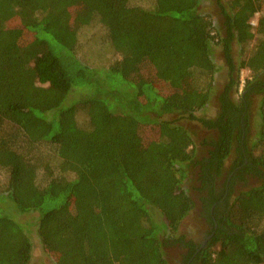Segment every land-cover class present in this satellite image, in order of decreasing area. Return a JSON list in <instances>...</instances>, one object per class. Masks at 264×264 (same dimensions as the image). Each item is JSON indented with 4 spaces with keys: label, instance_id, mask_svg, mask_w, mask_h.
<instances>
[{
    "label": "trees",
    "instance_id": "1",
    "mask_svg": "<svg viewBox=\"0 0 264 264\" xmlns=\"http://www.w3.org/2000/svg\"><path fill=\"white\" fill-rule=\"evenodd\" d=\"M202 2L0 0V264L30 263V212L55 264H169L173 246L182 264H264V0ZM192 175L204 247L180 233Z\"/></svg>",
    "mask_w": 264,
    "mask_h": 264
},
{
    "label": "rangeland",
    "instance_id": "2",
    "mask_svg": "<svg viewBox=\"0 0 264 264\" xmlns=\"http://www.w3.org/2000/svg\"><path fill=\"white\" fill-rule=\"evenodd\" d=\"M203 6L211 11V12H216L217 7L214 2V0H203L202 2ZM255 22V20L253 21ZM103 29L101 27H91L90 29H87L85 31V36L82 34V37L86 43V49H88L93 58H95L96 61L98 62H103V59H110L109 53H103L100 51H97V44H101L102 42V35H103ZM93 36L89 41V38ZM97 41V42H96ZM215 58L217 59L218 63L220 64L221 67H223V59L222 55L220 52H215L214 53ZM98 56H103L102 58ZM224 68L222 71H220V74H218V78L216 81V91L214 93L213 98L211 99V104L209 105V108L203 112V115L206 116H212L214 115L216 111V95L222 85L225 83L224 80ZM249 72L246 69H243L241 71V79H244ZM258 98L254 99V102L251 106V115H250V127H249V134L252 136L255 134L256 129H257V124L254 123V119L257 116V110H258ZM202 115V113H200ZM164 118H171L172 115H164ZM181 123L185 124L188 128H190L194 132V139L195 142L198 143L202 139H204L207 136L212 135L211 131H208L207 129L203 128L197 121H189V120H182ZM145 135H150V136H156L157 131L155 126H146L145 129ZM204 151V150H203ZM202 151V152H203ZM229 162L225 165V168L228 169L230 165H228ZM6 181V177L4 174H0V188L4 187ZM224 179L220 178L218 184L223 183ZM257 183V180L254 178H248L245 183H239L235 186L234 193H237L240 190H243L245 188L254 186ZM187 185L189 187V191L195 200L196 204L194 209L186 216V218L183 220L180 226V233L183 234L187 240H192L196 243H199L203 236L201 235L204 233L207 229V223L205 219L201 216V207L200 203L198 201L197 193L194 191L193 187L196 186V181L195 177L192 175V177L189 178L187 181ZM15 217L22 223H24L31 242H32V252H31V258H30V263L29 264H55L53 258L44 250L42 243L40 241V238L37 233V223H38V213L36 212H30V213H24V214H18L15 213ZM166 250V257L169 260V264H178V260L182 258L184 255V249L180 248L179 246H173V247H168L165 249Z\"/></svg>",
    "mask_w": 264,
    "mask_h": 264
},
{
    "label": "flooded vegetation",
    "instance_id": "3",
    "mask_svg": "<svg viewBox=\"0 0 264 264\" xmlns=\"http://www.w3.org/2000/svg\"><path fill=\"white\" fill-rule=\"evenodd\" d=\"M206 223H207V222H206ZM209 230H210V225L207 223V229H206V231H205L204 233L201 234V235L203 236V238H202V240L199 242V243H200V247H204L205 244H206L207 239L210 237V235H208ZM184 251H185V252H184V255H186L187 252H188V250L185 249ZM184 255L182 256V258H181L180 260H178V264H182V263L184 262V259H183V258H184ZM188 264H189V263H188Z\"/></svg>",
    "mask_w": 264,
    "mask_h": 264
},
{
    "label": "built area",
    "instance_id": "4",
    "mask_svg": "<svg viewBox=\"0 0 264 264\" xmlns=\"http://www.w3.org/2000/svg\"><path fill=\"white\" fill-rule=\"evenodd\" d=\"M243 82H244V80L242 79V80H241L240 89L242 88Z\"/></svg>",
    "mask_w": 264,
    "mask_h": 264
}]
</instances>
